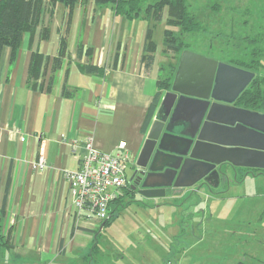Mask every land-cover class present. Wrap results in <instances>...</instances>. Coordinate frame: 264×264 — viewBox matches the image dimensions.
Returning <instances> with one entry per match:
<instances>
[{"label":"crops","instance_id":"0c3cea01","mask_svg":"<svg viewBox=\"0 0 264 264\" xmlns=\"http://www.w3.org/2000/svg\"><path fill=\"white\" fill-rule=\"evenodd\" d=\"M251 1L245 0L242 5L248 8ZM261 15L264 31V8ZM148 25L140 17L115 15L110 6L97 7L95 0H77L72 8L43 0L34 30L23 33L14 51L4 47L0 59V236L6 243L0 244V264H74V256L81 263L88 258L92 232L100 228V223L74 216L64 173L79 169L80 146L92 135L96 148L104 153L114 152L124 141L127 179L132 175L131 167L166 92H161L143 131L148 107L157 91L160 67L168 57L163 52V40L159 43L153 38L154 25V59L149 68L144 67L141 55ZM61 38L65 48L60 62L55 64ZM262 51L264 67V38ZM38 56L42 58L41 70L33 87L29 75ZM86 65L95 71H83L81 67ZM171 114L165 131L187 134L189 125L183 120L187 114L181 112L169 123ZM73 142L78 144L74 149ZM41 153L46 167L36 170L32 164ZM227 167L237 170L220 164L214 174L216 182L221 181L217 175ZM126 192L128 186L121 190L120 203L128 199L124 207L131 198ZM186 193V188H172L163 198L139 202L153 203L158 210L159 204L171 205ZM120 203L115 206H119L115 217L124 208ZM261 203L245 212L250 217L241 220L248 226L252 224L254 230L247 227L241 237L230 234V238L242 243L240 248H231L237 256L230 257L233 264L264 262V200ZM237 216L233 220H238ZM189 240L193 246L202 242L201 236L195 235H190ZM94 245L98 248L94 243L91 249ZM187 250L188 247L184 251ZM93 255L92 252L90 257Z\"/></svg>","mask_w":264,"mask_h":264},{"label":"rangeland","instance_id":"374dc122","mask_svg":"<svg viewBox=\"0 0 264 264\" xmlns=\"http://www.w3.org/2000/svg\"><path fill=\"white\" fill-rule=\"evenodd\" d=\"M228 1L230 0H220L222 10L217 15H212L213 24L207 32L188 34L183 38L187 43L185 50L221 61L232 58L251 60L249 51L243 49L246 42L234 40L232 37L240 34L243 37L254 38L255 43L251 44L250 48L259 44L258 41L262 39L260 25L264 0H252L248 4L253 15L248 20L249 25L242 31L237 29V25L235 27L230 25L231 17L235 20L237 16L227 10ZM231 1L233 6L239 5V1ZM200 3L202 6L207 5L204 1ZM208 17V14L205 15L203 24L209 22ZM166 28L168 27L165 20L155 24L153 38L157 42L161 43L163 40ZM167 54L168 57L160 71L161 79L170 76L171 72L175 75L178 68L177 66L174 71L170 67L176 59L172 53ZM260 62L262 66L257 70L259 83L261 75L264 74L261 57ZM172 78L174 79V76ZM216 171L218 168L203 181L186 188V195L176 199L171 205L159 204L158 210L153 203L143 205L138 197L129 200L130 203L121 209L119 215L108 225L103 228L97 227L95 232H92V242L88 251L91 253V245L96 243L99 252H94V258L89 256L88 260L82 263L233 264L230 257L235 259L237 256L231 248H240L242 243L234 240V237L230 238V234L238 233V237H241L246 234L247 227L254 228L251 227L252 224L248 226L241 220L250 217L245 212L261 206L264 200V175L253 176L245 168L231 171L230 167H227L223 170L225 173L217 175L221 181L216 182L214 175ZM125 172L128 178V167ZM211 184L213 185L210 186ZM208 185L210 187H207ZM127 200L122 201V204H126ZM236 216L238 220H233ZM190 235L201 236V244L191 245ZM252 243L254 245L255 241ZM187 247L188 250L185 252ZM74 257V264H82L81 261H76V256ZM77 258L80 260L79 256ZM262 259L264 261V257ZM243 260L246 262V259ZM263 263L262 260H255V264Z\"/></svg>","mask_w":264,"mask_h":264},{"label":"water","instance_id":"95a60500","mask_svg":"<svg viewBox=\"0 0 264 264\" xmlns=\"http://www.w3.org/2000/svg\"><path fill=\"white\" fill-rule=\"evenodd\" d=\"M254 76L211 57L181 53L171 89L131 167L132 199L163 198L169 189L192 187L223 163L264 170V113L234 105ZM172 109L169 123L187 114V134L165 131Z\"/></svg>","mask_w":264,"mask_h":264},{"label":"trees","instance_id":"16d2710c","mask_svg":"<svg viewBox=\"0 0 264 264\" xmlns=\"http://www.w3.org/2000/svg\"><path fill=\"white\" fill-rule=\"evenodd\" d=\"M43 0H0V59L4 47L11 48L12 51L17 49L20 45L23 33L32 32L38 22L39 12ZM200 1L207 3L206 6H202ZM214 1V2H213ZM95 0L97 7L110 6L115 15L123 16L127 19L143 18L148 21L149 25L146 29L145 41L143 46V52L141 55V62L145 68H149L154 59L155 42L152 40L153 27L157 22H160L165 18V22L168 28L164 30L163 37V52L165 54L172 53L176 61L170 64V67L175 71L178 66L181 53L187 48V43L183 41V38L188 34H197L207 32L210 28L212 15H217L222 9L220 0ZM245 0H240L239 5L233 6L232 1H228L227 10L237 16L235 20L230 21V25L237 27L239 31H242L249 25V18L253 14L250 8L244 4ZM48 2L63 3L67 8H72L77 0H48ZM238 2V0L236 1ZM208 6V7H207ZM243 7V8H241ZM241 8V9H240ZM225 10V11H227ZM203 13V14H202ZM202 14V16H201ZM209 15V22L203 24V18L205 15ZM247 18V19H246ZM261 27V25H260ZM176 29V30H173ZM260 29V28H258ZM262 29V27H261ZM262 29V39L258 41L259 44L249 47L255 43V39L252 37H243L239 35H233L232 39L243 42L245 41L244 51H249L251 60H242L240 58L229 59L223 62L229 63L236 67L253 71L255 73L254 78L249 85L241 92L237 98V105L246 107L253 111L264 112V77L261 75V83L257 78V70L262 66L260 57L262 58V40L264 33ZM260 46V47H259ZM65 48V41L63 38L60 40L59 56L55 58L54 63L60 62V56ZM80 54V49L78 51ZM37 60L36 66L30 71L29 78L32 82V86H36V81L40 75L41 70V57L35 58ZM216 59V58H214ZM34 60V59H33ZM221 61L220 59H217ZM163 65L160 67L162 70ZM83 71H95L91 66H82ZM172 76L174 72H171L170 76L164 79L160 78V72L157 80V91L153 96V99L148 107L145 120L143 122L142 130L145 131L149 121L159 103L161 92L163 90H170L172 84ZM228 164V163H226ZM229 165V164H228ZM255 172H264L260 169H251ZM224 173V172H223ZM126 186V185H125ZM122 190V189H121ZM130 193V192H126ZM131 197V193H130ZM132 197L129 199L131 200ZM121 200L120 196L113 201L109 208L108 219L101 222L100 227L108 225L110 221L117 215L118 207ZM130 203V201H129ZM121 204V203H120ZM124 207V204H121ZM4 242L0 236V244ZM97 246L92 247L94 253ZM92 252L87 257L92 255Z\"/></svg>","mask_w":264,"mask_h":264},{"label":"built area","instance_id":"2783aa9c","mask_svg":"<svg viewBox=\"0 0 264 264\" xmlns=\"http://www.w3.org/2000/svg\"><path fill=\"white\" fill-rule=\"evenodd\" d=\"M71 146L74 149L78 144L73 142ZM125 146L126 143L122 141L114 152L104 153L96 148L92 135H88L82 142L79 169L64 173L69 182V195L75 217L86 218L100 225L108 219L110 205L120 196L121 189L127 182L125 171L128 157ZM32 167L36 170L46 167L42 153Z\"/></svg>","mask_w":264,"mask_h":264},{"label":"flooded vegetation","instance_id":"af4514ba","mask_svg":"<svg viewBox=\"0 0 264 264\" xmlns=\"http://www.w3.org/2000/svg\"><path fill=\"white\" fill-rule=\"evenodd\" d=\"M234 105L238 106V105H237V100L234 102ZM239 107H242V106H239ZM243 108H246V107H243ZM247 109H248V108H247ZM170 114H171V112H170ZM170 114L167 115V119L170 117ZM234 168H237V167H234ZM245 169H247V168H245ZM247 170L250 171L251 169H247ZM127 181H128V179H127ZM202 181H203V180H202ZM125 185L129 187L128 182H126Z\"/></svg>","mask_w":264,"mask_h":264}]
</instances>
